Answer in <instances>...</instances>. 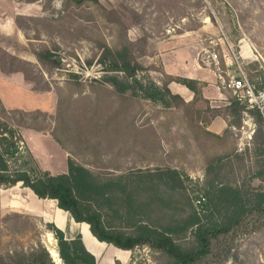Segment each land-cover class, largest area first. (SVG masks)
<instances>
[{
	"label": "rangeland",
	"instance_id": "rangeland-1",
	"mask_svg": "<svg viewBox=\"0 0 264 264\" xmlns=\"http://www.w3.org/2000/svg\"><path fill=\"white\" fill-rule=\"evenodd\" d=\"M63 2L0 0V103L5 110L37 112L28 117L13 113L4 120L15 142L11 168L31 176L43 171L64 173L67 158L101 173L172 168L185 185V191L171 195L180 210L154 209L150 215L160 225L167 224V215L184 217L187 199L196 205L193 199L201 193L205 146L210 142L200 136L194 140L192 125L209 118L207 107L222 103L194 98L190 108L167 98L169 105L164 106L135 88L121 92L112 78L122 81L124 74L106 71L110 58L104 48L130 42L132 60L138 65L135 79L146 86L162 87L168 80L166 71L183 66L186 74H197L228 99L230 94L221 82L236 76L239 69L256 89L264 77V0H98L79 7H64ZM74 80L80 85H73ZM58 116L67 124L64 132L73 143L64 141L62 146L52 138L50 130ZM254 128L245 114L242 126L233 130L240 151L250 147ZM61 135L65 140L66 135ZM93 143H97L96 152L85 147ZM74 148L73 153L67 151ZM230 160L237 177L253 169L250 158L244 159L245 167ZM55 206L54 200L38 199L21 184L0 188V253L28 250L38 242L45 249L52 242L56 251V240L46 228L53 223ZM64 218L66 237L80 231L97 264H161L165 260L146 245L120 250L96 242L88 226L79 224L78 231L67 213ZM185 237L189 239V233ZM227 241L230 253L238 258L221 264H264V226L251 233L230 234Z\"/></svg>",
	"mask_w": 264,
	"mask_h": 264
},
{
	"label": "trees",
	"instance_id": "trees-1",
	"mask_svg": "<svg viewBox=\"0 0 264 264\" xmlns=\"http://www.w3.org/2000/svg\"><path fill=\"white\" fill-rule=\"evenodd\" d=\"M97 2L98 0H64L63 3L64 7H79ZM118 45L114 48L105 46L104 55L110 58L106 71L124 74L125 79L122 81L112 78L113 84L121 92L135 88L145 98L153 102L159 101L164 106L169 105L167 98H170L192 108L194 99L185 102L178 94L169 90L168 83L174 81L190 90L194 98H200L201 83L196 79L168 75V80L162 87L154 83L147 86L141 83L135 79L138 65L132 60L130 42L125 40ZM44 54L51 56L49 52ZM24 78L27 79V76ZM73 82V85H80L75 80ZM263 85L264 77L257 87ZM68 99L71 100L70 95ZM61 102L60 99L58 109ZM206 112L209 113V118L192 125L194 140L200 136L210 141L209 146H205L206 152L204 151L206 178L201 193L193 199L196 205L185 197L188 208L186 215L176 219L167 215L169 217L165 216L168 221L165 225L155 224L150 212L154 209L171 212L180 210L171 197L172 192L185 191L184 181L178 171L160 168L119 174L101 173L67 158L66 172L49 174L43 171L31 176L24 170L10 166L9 160L16 149L12 132L4 120L13 113L28 117L37 112L5 110L1 103L0 118L3 121L0 120V188L21 184L38 199L54 200L56 207L66 212L75 223L87 224L90 234L97 241L120 250H132L146 245L163 255L165 260L161 264H211L214 260L221 264L228 258L237 261V254L230 253L228 235H235L237 232L251 233L264 226V115L257 109H246L231 96L227 105L207 107ZM245 114L252 118L255 128L249 140L250 147L239 151L234 142L232 127H241ZM216 116L227 122V128L220 135L205 130V126ZM17 125L29 127L27 124ZM66 125L58 116L50 130L52 138L62 146L64 141H74L64 132ZM61 132L66 135L65 140L61 138ZM85 147L92 152L97 151V143ZM67 151L73 153L75 148ZM230 158L242 163L240 167H245L244 159H251L253 169L249 170L248 177H237ZM252 180H257V183H252ZM160 192L168 196L163 197L159 195ZM46 228L56 240V252L61 264H97L95 256L84 247L79 232L72 238H67L64 231L54 223L46 224ZM187 233L189 239L185 237ZM0 264L55 263L45 247L38 242L28 250L0 253Z\"/></svg>",
	"mask_w": 264,
	"mask_h": 264
},
{
	"label": "crops",
	"instance_id": "crops-1",
	"mask_svg": "<svg viewBox=\"0 0 264 264\" xmlns=\"http://www.w3.org/2000/svg\"><path fill=\"white\" fill-rule=\"evenodd\" d=\"M181 61H182V59H181ZM181 61L179 62V65L181 64ZM181 65H183V64H181ZM167 67H168L167 64H165V62H164V68L167 69ZM185 71H186V69H184L183 66H177V67H173L171 70L166 71V74L169 75V76H172V77H184V78L196 79L202 85L200 87V98L205 99V100H209L210 103L217 102V101L222 103V106L215 105L216 107H223V106L228 104V99L224 96V94L219 90V88L217 86H213L214 88L211 89L210 86H209L210 84L205 85L206 82L203 81V79L200 76H198L196 74V76L192 77V76L186 74ZM167 86H168L169 90H171V92H173L175 94H178L180 97L182 96L181 98H184L185 102H189V101L194 99V94L190 90H188L185 86H183L182 84H179V83H176L174 81H171V82L168 83ZM226 128H227V122H226L225 119H223L220 116L214 117L205 126V130H207V131H209L211 133L217 134V135L222 134V132ZM232 130H237V129L232 127ZM237 149L239 150V148H237ZM56 210L58 212H60V214H57ZM52 211H53V223L55 224V226L57 225L59 229L64 231V227H65L64 214H66V212L62 211L61 209L57 208L56 206H55V209H53ZM57 219H58V223L56 221ZM70 220H72V219L70 218ZM59 222H60V225H58ZM76 224L78 226V231L80 229V227H79L80 225L79 224H84V225L87 226V224H85V223H76ZM87 232L90 234L89 230ZM64 233H65V231H64ZM79 233H80V231H79ZM80 235H81V233H80ZM65 236H67V235H65ZM81 239H82V236H81ZM96 242H98V241L96 240ZM89 245H90L91 248H94V250L98 249V246L95 243H93L92 241L89 242ZM88 251H90L95 256L94 252L91 249H89Z\"/></svg>",
	"mask_w": 264,
	"mask_h": 264
},
{
	"label": "built area",
	"instance_id": "built-area-1",
	"mask_svg": "<svg viewBox=\"0 0 264 264\" xmlns=\"http://www.w3.org/2000/svg\"><path fill=\"white\" fill-rule=\"evenodd\" d=\"M221 88L227 91L232 98L243 104L246 109H257L264 115V85L256 89L241 69H239L236 76L226 81L222 80ZM248 137L250 138L249 135Z\"/></svg>",
	"mask_w": 264,
	"mask_h": 264
},
{
	"label": "bare ground",
	"instance_id": "bare-ground-1",
	"mask_svg": "<svg viewBox=\"0 0 264 264\" xmlns=\"http://www.w3.org/2000/svg\"><path fill=\"white\" fill-rule=\"evenodd\" d=\"M47 244H48V251H49V253H50V256L53 258V259H56L57 260V254H56V251H55V249H54V245H53V243L52 242H47Z\"/></svg>",
	"mask_w": 264,
	"mask_h": 264
},
{
	"label": "water",
	"instance_id": "water-1",
	"mask_svg": "<svg viewBox=\"0 0 264 264\" xmlns=\"http://www.w3.org/2000/svg\"><path fill=\"white\" fill-rule=\"evenodd\" d=\"M82 240V239H81ZM82 243H83V241H82ZM83 245H84V243H83ZM84 247H85V245H84ZM86 248V247H85ZM46 250H47V248H46ZM86 250H87V248H86ZM47 252H48V254H49V256H50V253H49V251L47 250ZM90 252V251H89ZM91 253V252H90ZM56 254H57V252H56ZM92 254V253H91ZM93 255V254H92ZM51 257V256H50ZM52 258V257H51ZM60 261V259H59V257H58V254H57V261ZM52 261L56 264V259H53L52 258Z\"/></svg>",
	"mask_w": 264,
	"mask_h": 264
}]
</instances>
